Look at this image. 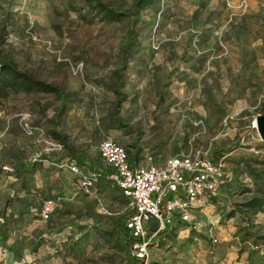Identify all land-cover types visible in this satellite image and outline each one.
<instances>
[{"label":"rangeland","instance_id":"374dc122","mask_svg":"<svg viewBox=\"0 0 264 264\" xmlns=\"http://www.w3.org/2000/svg\"><path fill=\"white\" fill-rule=\"evenodd\" d=\"M105 1L124 8L134 2ZM78 11L92 19L82 0H0V57L69 94L55 131L94 162L105 138L141 163L147 156L158 163L191 150L210 156L217 150L225 180L191 222L177 223L163 245L152 238L148 258L136 260L111 234L127 205L120 191L100 180L105 203L116 212L100 213L77 178L55 166L63 153L46 150L47 141L57 140L50 132L55 97L0 98V264H247L251 244L240 253L235 236L241 220L226 214L252 195L247 165L264 158L254 126L264 114V0H157L144 8L124 77L128 100L118 113L129 128L110 117V83L131 17L87 23ZM134 131L142 132L139 150L129 146ZM32 158L36 170L25 175L22 189L8 169ZM46 198L57 204L44 222L39 212ZM250 221L264 231V212ZM254 249L253 264H264V246Z\"/></svg>","mask_w":264,"mask_h":264},{"label":"built area","instance_id":"2783aa9c","mask_svg":"<svg viewBox=\"0 0 264 264\" xmlns=\"http://www.w3.org/2000/svg\"><path fill=\"white\" fill-rule=\"evenodd\" d=\"M35 130L41 136L44 133L42 128ZM47 143V151L62 153L64 150L58 140ZM98 152L110 168L107 179L128 199L120 212L131 209L125 226L134 239L131 255L136 259L148 258L149 245L158 232L179 221L191 222L192 212L203 206L208 198L216 196L225 180L223 160H215L201 149L170 156L158 163L150 156L145 157L144 163L131 162L122 144L105 138L100 142ZM55 165L77 178L79 190L92 199L100 213L107 216L116 213L105 203L98 188V171H83L74 161L68 160ZM56 204L55 198L42 202L39 213L42 221L50 218ZM150 221L153 226L149 225Z\"/></svg>","mask_w":264,"mask_h":264},{"label":"trees","instance_id":"16d2710c","mask_svg":"<svg viewBox=\"0 0 264 264\" xmlns=\"http://www.w3.org/2000/svg\"><path fill=\"white\" fill-rule=\"evenodd\" d=\"M82 1L91 14L92 19H87L86 16L81 13V11H78V15L81 20L87 23H91L93 19H98L99 21L104 23H112L120 21L126 16L131 17V23L126 31V40L121 47V64L119 67L112 71V78L110 83V87L115 95V100L111 105L110 117L120 127L129 128V125L118 114L121 105L128 100L127 94L123 91L124 77L129 64L131 49L137 43V30L141 21L140 13L147 6L155 4L157 0H134L131 7L129 8L117 7L105 0ZM17 93L52 94L57 101V105L53 111V117L51 119L53 129H50V132L56 137L59 142L62 143L64 147V150L62 152L64 155L63 161H74L75 164L79 166V168H81L83 171L96 170L100 173V180L105 179L109 181L106 175L110 172V168L109 166L104 164L99 153L95 157L96 162L92 161L82 153L76 152L73 147L66 143L64 136L57 133L54 129V127L57 125L58 120L67 110V104L69 100L68 92L61 86H57L53 83L40 80L28 71L20 69L12 59H9L5 56L0 57V98L4 99L9 97L11 94ZM141 134V131H134V137L129 146L135 148V150H139L137 144ZM124 147L128 152L131 162H135L137 157H135V155H130L129 149L126 146ZM217 153V150L214 151V156H211V158L215 159ZM35 162H37V160L26 161L8 169L10 170L8 174L14 175L17 179L20 180V186L22 187V189L27 188V186L25 185V175L33 173L36 170ZM247 172L253 179V187L249 189V192H251L252 195L243 201L235 203L233 207L227 212L226 218L229 219L238 217L241 220V223L238 225L235 231V236L237 237L240 245L239 252L241 253L246 245L250 243L251 248L247 252L245 259L247 264H253V258L256 254L254 247H256L259 243L264 246V231L260 232L256 230L254 225L250 221V215L264 212V158L255 159L254 165L249 163L247 165ZM115 188L118 189L116 186ZM120 195L124 201L128 202V199H126L121 193ZM130 213L131 209L128 208L120 217H118L111 230V234L115 237L117 244L128 254H131V245L134 241L125 226V222ZM177 223L184 222L179 221ZM177 223H175V225H173L172 227L166 228L165 230L157 233L156 237L160 241V244L163 245L166 240L173 237L172 230L173 227H176ZM0 226H4L3 223ZM1 227L0 236L2 235ZM12 231H14V229H10V232ZM136 260L141 261V259Z\"/></svg>","mask_w":264,"mask_h":264},{"label":"water","instance_id":"95a60500","mask_svg":"<svg viewBox=\"0 0 264 264\" xmlns=\"http://www.w3.org/2000/svg\"><path fill=\"white\" fill-rule=\"evenodd\" d=\"M254 126L256 127L260 137L264 140V114L256 117Z\"/></svg>","mask_w":264,"mask_h":264}]
</instances>
